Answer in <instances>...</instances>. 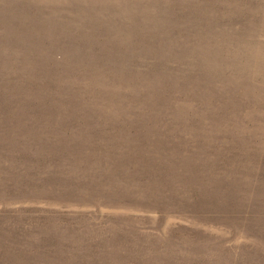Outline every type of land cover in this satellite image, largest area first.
<instances>
[{
	"label": "rangeland",
	"instance_id": "1",
	"mask_svg": "<svg viewBox=\"0 0 264 264\" xmlns=\"http://www.w3.org/2000/svg\"><path fill=\"white\" fill-rule=\"evenodd\" d=\"M0 264H264V0H0Z\"/></svg>",
	"mask_w": 264,
	"mask_h": 264
}]
</instances>
